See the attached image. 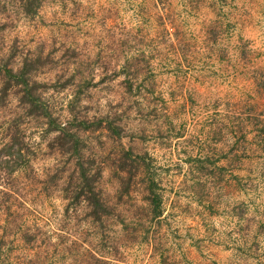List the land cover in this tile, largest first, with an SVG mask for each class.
<instances>
[{
	"label": "rangeland",
	"instance_id": "obj_1",
	"mask_svg": "<svg viewBox=\"0 0 264 264\" xmlns=\"http://www.w3.org/2000/svg\"><path fill=\"white\" fill-rule=\"evenodd\" d=\"M36 2L0 0V68L28 63L64 124L112 123L73 130L114 210L94 224L65 197L72 157L0 77V157L14 137L30 148L0 173L36 233L0 223V264H264V0Z\"/></svg>",
	"mask_w": 264,
	"mask_h": 264
},
{
	"label": "trees",
	"instance_id": "obj_2",
	"mask_svg": "<svg viewBox=\"0 0 264 264\" xmlns=\"http://www.w3.org/2000/svg\"><path fill=\"white\" fill-rule=\"evenodd\" d=\"M25 1L28 2L29 6L32 8H35V4L37 6L36 0ZM28 75V63H25L17 72L7 68H0V77L4 90L8 91L9 89L18 86L23 87L22 97L27 103L30 113L47 120L50 132L57 133V135L53 138V145L55 147H59L61 151L68 153L72 157V172L69 176V180L66 182L67 188L64 191L67 192V194L65 197L70 198V201L75 203V205L81 202L86 204L88 218L92 221V223L102 225L104 221L111 216L114 209L107 204L98 189L101 172L92 170L91 167L93 162L85 159L82 155V149L80 148L81 140L77 135V132L73 129L76 128L78 129L77 131L82 130L84 132H93L98 129H107L112 131V123L108 122L107 128H105L103 126L105 118L95 121L88 118H83L79 121L78 119H75V121L78 122L75 126L74 124L76 122H67L66 124L60 122L59 119L54 118L47 109L43 110L39 106L40 104L38 103L39 96L37 90L40 84L34 80L31 81ZM52 125H55L53 126L54 128H52ZM11 149L12 151L14 149V151H10L5 156L0 157V172H2L5 168H10L13 172L20 171L23 170L25 166L29 165L30 158H28V153L30 148L27 144H23V142L14 137L10 147H8V150ZM6 156L9 157L5 158ZM136 163L137 161L135 159L129 158V161L125 165L127 170H123V168H121L120 172L124 173V171H126L127 174H131L130 170L135 167ZM11 174L12 173H0L1 230H3L4 233H10L12 231L14 233L19 232L20 238L23 242H33L36 239V233L32 232V230L30 231L22 228L21 225L17 223V211L13 212L12 210L13 207H15L13 201L16 192L10 188V185L12 184ZM127 177L130 185L132 176L128 175ZM147 214L155 219L161 217L162 210L157 196L149 199Z\"/></svg>",
	"mask_w": 264,
	"mask_h": 264
}]
</instances>
